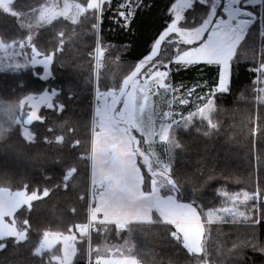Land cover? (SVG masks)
I'll return each mask as SVG.
<instances>
[{"label":"trees","instance_id":"obj_1","mask_svg":"<svg viewBox=\"0 0 264 264\" xmlns=\"http://www.w3.org/2000/svg\"><path fill=\"white\" fill-rule=\"evenodd\" d=\"M71 1L84 8L78 21L59 18L32 38L23 23L50 0H13L7 8L0 6V190L35 192L38 197L14 213L15 229L26 232V237L0 238V264H61L55 261L57 252L40 251L45 232L76 234L79 243L72 264H87V236L77 226L91 217L96 96L125 88V81L151 55L172 22L171 8L177 0ZM211 2L195 0L180 26H201L210 16ZM224 6L226 0H219L217 15L226 19ZM237 7L251 11L254 22L235 49L227 93L213 95L221 66L176 62L180 52L198 46L178 44L176 34L166 38L158 55L135 77L147 80L150 68L152 74L169 73L164 80L170 92L168 109L162 107L165 95H158L160 108L169 110L171 125L164 149L167 178L176 186L177 201L191 204L207 222L203 250L189 253L181 238L172 237L175 226L162 220L131 222L123 229L95 222L92 260L264 264V0H242ZM120 11L127 20L119 17ZM98 43L102 63L96 75L93 55ZM35 52L52 59L47 77L44 66L33 64ZM157 61L161 65L152 68ZM53 92L57 93L53 106L42 105L31 119L36 111L33 102ZM201 109L206 118L199 116ZM138 163L143 190L149 192L153 177L146 163L141 159ZM244 192L256 198L233 203L231 198ZM160 194H173L171 185L165 184ZM223 208L244 216L218 211Z\"/></svg>","mask_w":264,"mask_h":264},{"label":"snow or ice","instance_id":"obj_2","mask_svg":"<svg viewBox=\"0 0 264 264\" xmlns=\"http://www.w3.org/2000/svg\"><path fill=\"white\" fill-rule=\"evenodd\" d=\"M102 3L106 0H101ZM232 5H241L242 0H227ZM183 7V5H181ZM221 11L227 13L225 19L222 15H217V8L213 5L210 8V16L202 22V25L196 27L193 30H186L178 27V23L182 20L180 12L177 11L175 18L172 20L166 30L159 36L153 47L151 55L146 59H142L139 66L136 67L135 72L128 81H125V88L121 89L119 93L104 92L98 93L96 100L97 109L96 116L98 124L101 128H106L111 135L105 136V148L102 151L104 157V164H111L114 168L112 176L105 178L103 172H101L100 189L96 194V202L102 204V207H95L91 211V220L96 221L97 214L103 213L104 219L100 221L101 224L109 222L115 223L118 229L125 228L126 224L131 221L143 220L141 213H147L148 218L151 219V213L155 210L159 217L163 218L166 223L175 226L176 231L171 233L172 237L177 240L180 239L182 234L183 247L186 248L189 253H200L201 238L203 236V226L199 224V214L196 208L191 204L179 203L175 197L176 186L172 180L167 178V169L163 172H152L153 179L151 180V191L145 192L142 190L143 176L141 174L140 167L137 166L135 160L136 153L133 152L132 144L137 143L134 137L131 136L133 129L144 134L141 131L144 126L143 117L146 110H149L148 106V94L144 89H140L143 92V96H137V88L135 77L140 73L141 69L146 64L152 62L156 57L161 42L165 41L171 34H176L177 43H183L185 45H198L191 47L188 50L180 52L175 57L177 63H183L185 65H195L198 63H206L208 65L221 66L219 86L213 92L221 94L229 91L230 84V61L232 60L234 47L244 38L247 34L246 30L254 22V19H239L237 17L247 16L252 17L254 14L242 7H222ZM119 17L127 20L124 11L118 12ZM128 16H131L129 11ZM236 20V24L233 25V21ZM127 26V24L125 25ZM205 33L207 37L205 38ZM34 65H41L45 67L47 71V61L40 60ZM161 65L160 61H157L152 65V68H156ZM167 67V65H164ZM264 70V66L262 69ZM148 75H152V69L148 70ZM167 71H155L154 76L157 79L158 87H166L164 79L168 77ZM131 83V90L125 89ZM57 93L53 92V95ZM39 100L43 104H48L50 98L48 95H42ZM120 105L118 108L117 106ZM211 101H209L208 110L210 111ZM201 118L205 117V109H201L199 112ZM211 124V121H209ZM171 125H169V128ZM211 127H215L214 124ZM161 141L168 139V129L164 130L163 135L160 137ZM119 141V144H116ZM95 158V153H94ZM149 168V167H148ZM150 171V170H149ZM71 176L72 173H67ZM161 179L158 181L156 177ZM165 184L171 185L173 194L167 196L160 195V189L165 187ZM26 195V193H24ZM17 195H20L19 193ZM49 192L44 190L43 196L47 197ZM227 195V193H224ZM258 195V194H257ZM242 197V199H241ZM36 193L27 196V200L31 202L37 199ZM256 195H250L247 192L237 193L231 199L233 203L239 201L240 203H246L249 200L255 199ZM218 211L224 213H232L233 216H244L243 212L235 213L232 208H223ZM209 223H211L212 213L209 212ZM247 219V217H246ZM192 221H195L198 227H191ZM27 226V221L24 222ZM78 228L87 230L86 225H78ZM55 236L56 240L62 241L65 251L74 250L69 241L74 237L64 236L59 234L44 233V241L42 247H51L53 240L50 237ZM5 237H19L20 240L25 239L26 232L20 233L13 227L10 231L7 230V225L0 224V238ZM99 264V262H98ZM105 264H128V259L123 261H106ZM131 264H135L132 260Z\"/></svg>","mask_w":264,"mask_h":264},{"label":"rangeland","instance_id":"obj_3","mask_svg":"<svg viewBox=\"0 0 264 264\" xmlns=\"http://www.w3.org/2000/svg\"><path fill=\"white\" fill-rule=\"evenodd\" d=\"M194 1L195 0H177L171 8L173 19L175 18L176 12L179 11L180 15L182 16V20L180 22H182L185 11L192 6ZM255 1H260V0H255ZM218 4H219V0H212L211 2V5L212 6L215 5L216 8L218 7ZM181 5H183V7H181ZM70 6L76 7L77 10L75 8H71ZM83 9L84 8L80 4L75 3L71 0H50L48 4L40 8L36 13L28 14L27 20L23 23V26L30 31L31 33L30 38H32L33 35L40 28L50 25L59 18H66L72 22L78 21L80 15L83 12ZM70 11L73 13H69ZM253 17L254 16H252V18ZM180 22L178 23L179 28L186 30H193V29L181 27ZM97 38H99L98 28H97ZM163 42H161L160 49ZM236 47L237 46L234 47L233 55L235 53ZM100 52H101V48H100ZM40 60L47 61L48 63L47 71H45V77H47L48 75H50V71H51L50 66L52 63V59L40 57L38 52H35L33 63H38ZM229 63H230V73H231V61ZM180 64L185 65L183 63ZM156 71H162V70H156ZM154 73L147 79L148 81L140 82L139 80L142 79H139L136 83L139 84L137 89L138 97L142 98L143 96V92H141L140 89H144L147 91L149 110L145 111L143 117L144 126L146 127V129L142 128L141 131H144V134L142 135L141 132L137 131L136 129H133L131 132V136L134 137L136 141H138V144L137 143L132 144V149L133 152L136 153L135 155L136 162L139 159H141L144 163H146V166L149 167L147 169H149L151 173L163 172L165 171V169H167L166 175L168 177L169 163L166 161L165 158L161 156V147L163 146L165 148L166 140L161 141L160 137L163 135L165 129H169V110H167L166 108L164 109L160 108L159 98L156 101L157 96L159 94H162L163 91L161 87L157 86V79L154 76ZM230 80H231V76H230ZM97 103L98 101L96 100L94 106V128H93V141H92V153H91V184L93 186L91 211L95 207L103 206L102 204L96 202V194L99 191H101L99 187L101 172H103L104 177L107 178L112 176L115 171L111 164H104V157L102 156V151L105 148V136L111 135V133H109L106 128H101L98 124L97 116H96ZM117 107L119 108L120 105H118ZM116 144L118 145L119 141H116ZM94 153H95V158H94ZM137 166L139 167L138 163ZM159 178H160L159 176L156 177L157 180ZM18 193L20 195H17ZM24 193L26 192L25 191L11 192L5 189L0 190V224L7 225V230L9 231L13 227L15 228V225L13 224L14 213L22 205L31 203L27 200V196H30V194L26 193L25 195ZM98 215H101L103 217V213H98L97 216ZM199 218H200L199 224L203 226V235H204L207 222L200 215ZM190 226L193 228L198 227L195 221H192ZM179 235L180 238L182 239V234ZM202 238H201V249L203 250L204 246H203ZM106 261L113 262L114 260L105 259L103 260V263L105 264ZM135 264L138 263L135 262Z\"/></svg>","mask_w":264,"mask_h":264},{"label":"crops","instance_id":"obj_4","mask_svg":"<svg viewBox=\"0 0 264 264\" xmlns=\"http://www.w3.org/2000/svg\"><path fill=\"white\" fill-rule=\"evenodd\" d=\"M5 2H7V0H5ZM255 2H258V1H255ZM226 3H227V7L229 8V9H231L232 7H237V5H232V4H230V3H228L227 2V0H226ZM71 8H75L76 10H77V8L76 7H73V6H70ZM72 10V9H71ZM249 11V10H248ZM69 13H73V12H69ZM227 14V13H226ZM81 16V15H80ZM254 16V15H253ZM239 19H252V17H247V16H240V17H237V20H239ZM237 21L236 20H234L233 21V25H235V23H236ZM240 43V42H239ZM238 43V44H239ZM165 80V79H164ZM136 81H138V80H136ZM140 82H146V81H148V80H145V81H143V80H139ZM165 85H166V88L165 89H162V94H160V96H163L164 94H165V96L164 97H162V98H165V100L164 99H162L163 100V106H162V104H160L162 107H166L167 109L169 108V104H167V103H169V100H168V98H169V95H166V93H170L169 92V89L167 88L168 86H167V84L166 83H164ZM138 86H139V84H136V88L138 89ZM131 90V87H130V89H129V91ZM160 96H158V98H159V102L161 103L162 102V100H161V98H160ZM166 101V102H165ZM168 132H169V129H168ZM164 147L162 146L161 147V156L163 157V158H165V152H164ZM166 161H167V159H166ZM137 163H138V161H137ZM138 165H139V163H138ZM139 167H140V170H141V166L139 165ZM141 174H142V176H143V173H142V171H141ZM91 188H93V186L91 187ZM142 190H143V184H142ZM144 191V190H143ZM161 195V194H160ZM162 196V195H161ZM90 198L92 199V195L90 196ZM33 201V200H32ZM90 215H91V213H90ZM151 215V219L149 220V219H147L148 218V214L147 213H141V216H142V218H143V220H141V221H131V222H150V221H154V220H162V221H164L163 220V218H161V217H159V214L155 211V210H153V212L150 214ZM90 219H91V217H89ZM104 219V217H102L101 215H98L97 216V219H96V221H94V222H100L101 220H103ZM131 222H129V223H131ZM81 232H82V234H84V232H83V230H82V228H81ZM51 234H53V233H51ZM61 237H64V236H71V237H74V239L73 240H71V241H69V243L73 246V249L74 250H69V251H65V248H64V244H63V242L62 241H59V240H56V238H55V236H52V237H50V239L51 240H53L54 242L52 243V245H51V247H42L41 246V252L42 251H50V252H57V255H56V257H55V261L56 262H58V263H61V264H72L73 263V261H74V258H75V256H76V253H77V245H78V243H79V240H78V237H77V235L76 234H73V233H69V234H66V235H63V234H59ZM183 241V240H182ZM123 261L124 259H118V260H114L113 262H115V261ZM132 260H134V259H128V264H131V261ZM135 261V260H134ZM136 262V261H135ZM137 263V262H136Z\"/></svg>","mask_w":264,"mask_h":264},{"label":"built area","instance_id":"obj_5","mask_svg":"<svg viewBox=\"0 0 264 264\" xmlns=\"http://www.w3.org/2000/svg\"><path fill=\"white\" fill-rule=\"evenodd\" d=\"M100 5V4H99ZM100 7V6H99ZM93 59H94V67H95V73L97 75L98 73V70L101 66V52H100V47H99V43L95 49V53L93 55ZM94 224L95 222L92 221L90 218L88 220V222L86 224H83V225H86L87 226V230L84 231L83 229V232L84 234L87 236V240H88V260H87V264H104L103 263V260H92L91 259V256H90V239H91V231L93 230L94 228Z\"/></svg>","mask_w":264,"mask_h":264},{"label":"water","instance_id":"obj_6","mask_svg":"<svg viewBox=\"0 0 264 264\" xmlns=\"http://www.w3.org/2000/svg\"><path fill=\"white\" fill-rule=\"evenodd\" d=\"M12 1H13V0H7V2H5V3L0 2V6L4 4V6L8 7V6H9V3L12 2ZM138 74H139V73H138ZM138 74H137V75H138ZM46 95H48L49 98H50V101H49V103H48L49 106H53V98H54V95H53V94H46ZM33 104L36 105V111H35V113H34V115L32 116L31 119H33L35 116L38 115L39 109L41 108L42 105H44L43 103L40 102L39 99L35 100V101L33 102ZM61 108L63 109L62 106H61Z\"/></svg>","mask_w":264,"mask_h":264},{"label":"flooded vegetation","instance_id":"obj_7","mask_svg":"<svg viewBox=\"0 0 264 264\" xmlns=\"http://www.w3.org/2000/svg\"><path fill=\"white\" fill-rule=\"evenodd\" d=\"M0 2L5 3V0H0Z\"/></svg>","mask_w":264,"mask_h":264},{"label":"bare ground","instance_id":"obj_8","mask_svg":"<svg viewBox=\"0 0 264 264\" xmlns=\"http://www.w3.org/2000/svg\"><path fill=\"white\" fill-rule=\"evenodd\" d=\"M98 31H100V28H99V26H98Z\"/></svg>","mask_w":264,"mask_h":264}]
</instances>
